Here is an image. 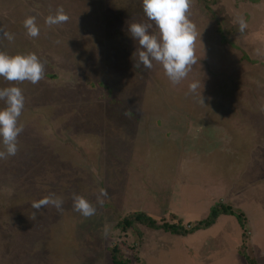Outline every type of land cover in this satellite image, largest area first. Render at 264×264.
<instances>
[{
  "label": "rangeland",
  "instance_id": "obj_1",
  "mask_svg": "<svg viewBox=\"0 0 264 264\" xmlns=\"http://www.w3.org/2000/svg\"><path fill=\"white\" fill-rule=\"evenodd\" d=\"M61 6L70 19L49 27ZM188 17L197 63L173 85L155 61L138 62L128 25L158 34L142 0H0V28L14 36L0 33V52L44 65L35 85L0 77L25 98L18 151L0 159V264H115L114 247L130 264H264V0H191ZM50 194L63 211L31 220L32 201ZM74 194L96 213L74 211ZM217 203L244 223L222 214L187 235L120 225L144 212L189 227Z\"/></svg>",
  "mask_w": 264,
  "mask_h": 264
},
{
  "label": "clouds",
  "instance_id": "obj_2",
  "mask_svg": "<svg viewBox=\"0 0 264 264\" xmlns=\"http://www.w3.org/2000/svg\"><path fill=\"white\" fill-rule=\"evenodd\" d=\"M191 0H142L143 11L149 21H152L158 34L150 33L152 24L133 22L128 25V33L139 44L138 62L145 68L151 69L153 61L161 65L164 74L173 85L186 79L193 65L197 63L195 55L196 26L189 19L188 12ZM70 17L59 7L55 14L46 17L45 23L51 27L68 22ZM238 29L243 32L247 27L246 20L241 16L235 21ZM26 34L30 37L39 35L36 18L28 16L23 21ZM0 33L9 41L14 39L13 34L0 28ZM44 76V65L35 53L27 55H8L0 52V77L8 82L29 81L39 83ZM190 93L201 89L200 82H191L188 85ZM202 90V89H201ZM200 90V96H201ZM0 101L4 107L0 108V159L15 156L18 151V136L23 132L24 126L19 123V118L24 109L25 98L22 90L16 86L0 88ZM201 101L203 102L202 96ZM126 116L131 112L126 111ZM108 196L106 189L101 188L96 194L97 203L103 204ZM73 210L88 218L96 213V208L83 196L73 195ZM63 198L50 194L39 200L32 201L31 207L35 210L31 220L37 218V213L42 208L55 207L63 211Z\"/></svg>",
  "mask_w": 264,
  "mask_h": 264
},
{
  "label": "trees",
  "instance_id": "obj_3",
  "mask_svg": "<svg viewBox=\"0 0 264 264\" xmlns=\"http://www.w3.org/2000/svg\"><path fill=\"white\" fill-rule=\"evenodd\" d=\"M222 214L237 215L241 220V223H244V214L242 211L237 212L230 205L217 203L211 207L209 214L204 219L193 222L189 227H186L184 224L170 223L166 221L159 222L156 218L144 212L130 214L120 222V225H122L123 228H128L135 223H142L156 229L163 228L165 231H170L174 234L187 235L199 229L212 226ZM112 257L115 264H130L128 260L124 259L122 253H120L117 247L112 249ZM246 257L248 264H261L255 257L250 255H246Z\"/></svg>",
  "mask_w": 264,
  "mask_h": 264
},
{
  "label": "crops",
  "instance_id": "obj_4",
  "mask_svg": "<svg viewBox=\"0 0 264 264\" xmlns=\"http://www.w3.org/2000/svg\"><path fill=\"white\" fill-rule=\"evenodd\" d=\"M257 259V258H256Z\"/></svg>",
  "mask_w": 264,
  "mask_h": 264
}]
</instances>
